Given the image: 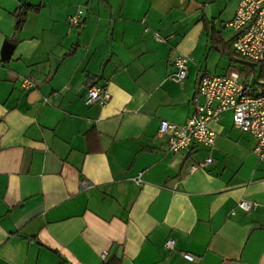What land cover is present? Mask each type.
I'll use <instances>...</instances> for the list:
<instances>
[{"label":"crops","instance_id":"obj_1","mask_svg":"<svg viewBox=\"0 0 264 264\" xmlns=\"http://www.w3.org/2000/svg\"><path fill=\"white\" fill-rule=\"evenodd\" d=\"M236 3L0 0V264H264V160L252 136L231 111L208 122L212 146L173 153L157 133L162 119L185 123L202 74L239 66L234 34L224 36ZM21 5L37 10L14 32ZM179 55L187 76L176 83ZM92 84L107 89L105 104H85Z\"/></svg>","mask_w":264,"mask_h":264},{"label":"built area","instance_id":"obj_2","mask_svg":"<svg viewBox=\"0 0 264 264\" xmlns=\"http://www.w3.org/2000/svg\"><path fill=\"white\" fill-rule=\"evenodd\" d=\"M82 15L83 10L78 8L67 21L77 27ZM226 26L234 34L231 47L239 58V66L222 75L202 74L193 97V111L185 123L177 125L162 119L157 133L167 138V148L173 153L193 144L212 146L216 134L208 127V122L217 121L224 111H231L233 127L252 136L255 141L252 152L264 160V0H237L234 15ZM187 60L181 55L172 59L175 72L169 74L170 80L180 83L186 78ZM19 82L25 89L34 84L30 77H21ZM109 98L106 88L92 84L87 87L83 100L86 105H103ZM211 161L212 158L207 157L191 164L189 169L193 172ZM133 180L139 183L140 174ZM86 184L83 181V186ZM237 207L249 212L255 204L241 200ZM173 243L172 239L166 240L164 247L171 249ZM183 256L193 259L189 253ZM101 257L105 259L106 254H101Z\"/></svg>","mask_w":264,"mask_h":264},{"label":"trees","instance_id":"obj_3","mask_svg":"<svg viewBox=\"0 0 264 264\" xmlns=\"http://www.w3.org/2000/svg\"><path fill=\"white\" fill-rule=\"evenodd\" d=\"M37 10L36 7L34 6H30V5H21L19 6L13 13V18H14V32H17L19 30H21V28L23 27L27 14L30 11H35ZM207 24V22H206ZM214 34H212L211 38L214 39L213 37ZM230 48H231V41L229 44ZM232 49V48H231ZM230 49V54H232V50Z\"/></svg>","mask_w":264,"mask_h":264},{"label":"water","instance_id":"obj_4","mask_svg":"<svg viewBox=\"0 0 264 264\" xmlns=\"http://www.w3.org/2000/svg\"><path fill=\"white\" fill-rule=\"evenodd\" d=\"M12 50H13V44H11L10 42H5L2 49L3 58L8 59L12 53Z\"/></svg>","mask_w":264,"mask_h":264},{"label":"rangeland","instance_id":"obj_5","mask_svg":"<svg viewBox=\"0 0 264 264\" xmlns=\"http://www.w3.org/2000/svg\"><path fill=\"white\" fill-rule=\"evenodd\" d=\"M232 30L230 29V28H225V30H224V36L226 37V38H230L231 36H232ZM224 67H226V66H224ZM230 68H237V66H235L234 64L233 65H230V67H229V69ZM217 73H221V71L219 72H217Z\"/></svg>","mask_w":264,"mask_h":264}]
</instances>
